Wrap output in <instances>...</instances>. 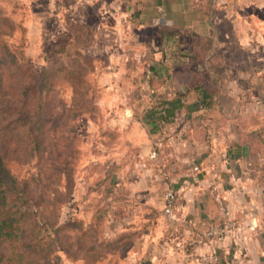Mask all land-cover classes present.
<instances>
[{
  "label": "crops",
  "instance_id": "crops-1",
  "mask_svg": "<svg viewBox=\"0 0 264 264\" xmlns=\"http://www.w3.org/2000/svg\"><path fill=\"white\" fill-rule=\"evenodd\" d=\"M1 4L17 7L38 39L48 16L70 45L81 31L84 55L103 80L104 108L139 146L132 176L117 180L129 211L107 231L120 243L91 264H264V0ZM198 38L206 50L192 46ZM190 72L202 84L189 85ZM181 93L171 122L143 120ZM155 147L158 160L150 159ZM167 190L180 196L173 221L163 211ZM224 209L235 227L223 241L207 239L224 224ZM209 256L217 260H203Z\"/></svg>",
  "mask_w": 264,
  "mask_h": 264
},
{
  "label": "rangeland",
  "instance_id": "rangeland-1",
  "mask_svg": "<svg viewBox=\"0 0 264 264\" xmlns=\"http://www.w3.org/2000/svg\"><path fill=\"white\" fill-rule=\"evenodd\" d=\"M14 8L17 7H2L0 0V34H5L0 35V42L7 41L12 51L4 53L0 49V57L12 61L22 51L34 73L47 72L44 153L38 156L20 128L11 129L8 141L12 146H0L13 173L28 182L30 191L24 202L31 210L29 215L50 227V231L37 234L29 220L23 240L27 262L96 263L98 251L88 249L83 229L90 227L97 210L108 212L106 231L113 229L118 212L128 213L130 202L126 195L105 203V182L132 176L137 160H141L139 146L127 138L128 125L113 123V110L104 108L107 94L103 80L95 61L84 55L89 44L88 40L84 42L81 31L74 30L77 41L70 45L66 30L55 29V20L48 16L38 39L39 30L25 26ZM3 65L2 62L0 66ZM6 68L4 86L10 93L7 101L20 107L19 102L25 101L20 93L22 76L30 80L28 67L21 63V69L15 64ZM137 117L141 118L140 114ZM37 173L42 175L40 179ZM18 206L25 209L24 204ZM49 241L52 248L46 257L42 247L45 250Z\"/></svg>",
  "mask_w": 264,
  "mask_h": 264
},
{
  "label": "trees",
  "instance_id": "trees-1",
  "mask_svg": "<svg viewBox=\"0 0 264 264\" xmlns=\"http://www.w3.org/2000/svg\"><path fill=\"white\" fill-rule=\"evenodd\" d=\"M196 45L201 46V50L207 49V43L201 41L199 38L192 42L193 47ZM0 49L4 53L11 51L10 45L5 40L0 42ZM22 53V51L19 52L18 57L12 59V61H8L2 56L0 57V65L2 62L4 63L3 66H0V146L2 143L6 144L7 147L12 146V141H8L11 129L17 130V128H20L26 142H29V145L32 144L36 148L38 156L41 157L45 151L42 147V141L45 139L47 114L43 107V100L45 97L44 88L47 86V83H44L47 80V72L43 70L40 74L34 73ZM21 63L22 67H28L26 73H29L28 77L30 80L27 81L21 75L23 81L20 85V93H22L25 101L19 102L20 107H17L16 105L9 104V101H7L10 93L4 86V78L8 69L6 66L15 64L17 69H21L18 68ZM184 79L191 86L202 84V75H197L193 72L185 75ZM183 97L184 94H178L175 99L169 101L164 106L148 111L144 115L143 120L154 124L171 122L176 112L183 106ZM158 148L155 147L157 153L159 152ZM9 164V160L0 149V264H31L27 262L23 241L25 238L24 232L29 226V220L33 222L37 234L46 230L50 231V227L43 226L39 223V219H33L29 215L31 210L24 202L29 195L27 191H30V188L27 186L28 182L16 176ZM48 170H50V165H48ZM37 175L39 179L42 176L38 173ZM117 180L105 182L107 191L104 201L107 204H110L109 200L115 201L124 198V195L118 192L119 182ZM19 204H24L23 208L25 209L22 210L18 206ZM95 212L97 214L95 213L90 227L87 228L85 226L83 232L89 246L88 249L90 251L97 250L100 257L104 255L105 251L114 249L120 241L107 237L108 218H106V213L108 212L105 213L102 210ZM49 234L52 233L49 232ZM50 248H52V243L49 241L45 250L42 247L44 256H48Z\"/></svg>",
  "mask_w": 264,
  "mask_h": 264
},
{
  "label": "built area",
  "instance_id": "built-area-1",
  "mask_svg": "<svg viewBox=\"0 0 264 264\" xmlns=\"http://www.w3.org/2000/svg\"><path fill=\"white\" fill-rule=\"evenodd\" d=\"M158 158V153L157 150L154 149L152 153L150 154V159L152 160H157ZM164 215L169 219L170 221L175 220V208L178 202L180 201V196L177 194L175 191L172 190H167L165 195H164ZM224 215H225V222L222 226L220 227H213L211 228L205 235L207 239H214L216 241H223L228 233L235 227V222L230 218V213L224 209L223 210ZM182 247V246H181ZM205 261H211L214 262L217 259L215 256H209L203 258Z\"/></svg>",
  "mask_w": 264,
  "mask_h": 264
}]
</instances>
